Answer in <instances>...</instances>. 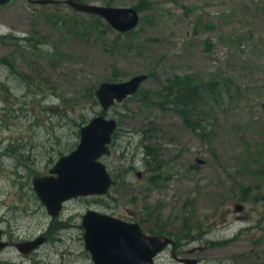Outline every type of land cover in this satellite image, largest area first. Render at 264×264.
I'll return each instance as SVG.
<instances>
[{"label":"rangeland","instance_id":"obj_1","mask_svg":"<svg viewBox=\"0 0 264 264\" xmlns=\"http://www.w3.org/2000/svg\"><path fill=\"white\" fill-rule=\"evenodd\" d=\"M30 1L0 6V240L50 236L29 255L0 250V264H93L80 228L86 210L175 239L154 264H177L174 250L187 257L197 247L200 264H264V0H76L134 8L139 25L125 34L66 0ZM139 74L148 76L139 91L104 111L97 88ZM173 77L200 87L199 134L155 105ZM98 116L117 122L100 159L114 183L52 223L32 179L74 151ZM15 162L27 164L20 181Z\"/></svg>","mask_w":264,"mask_h":264},{"label":"water","instance_id":"obj_2","mask_svg":"<svg viewBox=\"0 0 264 264\" xmlns=\"http://www.w3.org/2000/svg\"><path fill=\"white\" fill-rule=\"evenodd\" d=\"M9 1L0 0V6ZM30 2L35 5L61 3L57 0ZM64 3L75 12L101 18L119 34L133 31L139 25V14L131 7H103L76 0H66ZM147 78L146 74H139L122 82H103L95 91V97L102 109L107 111L113 105L121 104L135 95ZM116 129L117 122L114 119L102 116L93 118L81 128L79 144L75 150L59 158L50 171L56 177L34 181V190L51 217H55L62 203L69 199L108 193L114 182L100 159L110 155L109 145ZM196 162L204 164L203 160L197 159ZM135 175L140 179L142 173L136 172ZM82 227L85 248L90 253L93 264H153L154 258L171 243L164 236L144 235L136 224L91 210L83 216ZM42 242L43 239H39L18 249L27 254ZM190 262L195 264L194 260Z\"/></svg>","mask_w":264,"mask_h":264},{"label":"flooded vegetation","instance_id":"obj_3","mask_svg":"<svg viewBox=\"0 0 264 264\" xmlns=\"http://www.w3.org/2000/svg\"><path fill=\"white\" fill-rule=\"evenodd\" d=\"M7 152V150L4 152V153H2V156H10V154L9 153H6ZM24 165H26V168H25V166ZM54 166H55V164H54ZM54 166L51 168V169H49L48 170V172L47 173H43V174H40V175H36L35 177H33V179H32V182H31V185H32V190H33V192H34V197L36 198V200H38L39 202H41L42 204H43V206L45 207V209H46V206L44 205V203L42 202V200H41V198H39V196L37 195V193L35 192V190H34V181L36 180V179H42V178H46V177H51V176H55L56 177V175H54V174H51V170L54 168ZM14 168L16 169V171H14V170H12V172L13 173H15L16 172V175H17V181H20V179H24L25 177H22L21 176V173H20V169H25V170H27L28 168H27V164L26 163H24V162H15L14 163ZM22 185V184H21ZM21 187H24L23 185L21 186ZM88 197V196H87ZM81 198H84V197H81ZM76 199H80L79 197H77V198H72V199H69V200H67V201H65V202H63L62 203V205H61V209H60V211L58 212V214L55 216V217H51L50 215V217H51V222L53 223V222H61L62 220H61V217H62V213L64 212V211H66V209H67V207H68V205L72 202V201H74V200H76ZM261 201H262V203H264V198L263 199H261ZM236 210H239V211H236ZM47 211V210H46ZM87 211H90V210H86L85 211V214H86V212ZM234 213H236V214H240V213H244L245 212V208H244V206H243V204H241V203H236V204H234ZM48 213V212H47ZM84 214V215H85ZM101 214V213H100ZM84 215H82V218H83V216ZM103 215H107V214H103ZM109 216H111V215H109ZM113 217V216H112ZM242 216H240V218H238V219H242L241 218ZM82 218H81V224H80V228L82 227ZM114 218H116V217H114ZM116 219H119V218H116ZM119 220H121V219H119ZM121 221H123V220H121ZM63 222V221H62ZM123 222H126V221H123ZM126 223H130V224H136V225H138V227H139V229L141 230V232L144 234V235H146V236H149V237H154V236H164V237H167L168 239H170L171 240V243L168 245V246H166L164 249H163V251L161 252V253H164L169 247H175L176 248V246H177V244H176V242L177 241H175V239H173L172 237H168V236H166V235H162V234H157V233H146L143 229H142V227H141V225H140V223H138V222H126ZM68 226H70V225H68ZM64 226H61L60 224H57V223H54L53 225H52V229H61V228H63ZM70 228V227H69ZM71 228H73V227H71ZM82 229H83V227H82ZM84 230V229H83ZM3 235H4V231L0 228V239H2V237H3ZM49 236H50V231H47V232H43L42 234H37L35 237H32V238H29V239H27V240H16V241H13V240H10L9 242H3V241H1L0 240V250H3V249H5V248H8V247H10V246H14L15 248H16V250H18L19 251V247H23V245H25V244H27V243H34V242H36L37 240H39V239H43V242L39 245V246H37L36 248H34L32 251H30L29 253H27V254H23V253H21L20 251V253L21 254H23V255H29V254H31V253H34V252H36V250L37 249H39L43 244H45L48 240H49ZM83 236H84V234H83ZM83 240H84V237H83ZM84 245H85V243H84ZM2 247V248H1ZM202 250V248H200V247H197V248H195V249H192V250H190L189 252H187V257H181V256H179V254L177 253V251L176 250H174L173 252H172V259L177 263V264H190L191 262H190V260H194L195 261V264H200V262L195 258V254L197 253V252H199V251H201ZM160 253V254H161ZM90 254V253H89ZM159 255V254H158ZM157 255V256H158ZM156 256V257H157ZM155 257V258H156ZM90 258H91V255H90ZM155 258H154V260H155ZM91 260H92V258H91ZM154 260H153V264H154ZM93 262V261H92ZM219 262V263H218ZM218 264H228V263H225V261H223V259H220V260H218Z\"/></svg>","mask_w":264,"mask_h":264},{"label":"trees","instance_id":"obj_4","mask_svg":"<svg viewBox=\"0 0 264 264\" xmlns=\"http://www.w3.org/2000/svg\"><path fill=\"white\" fill-rule=\"evenodd\" d=\"M130 31L128 33H131ZM200 87L189 77H173L165 81L156 94L155 105L165 111L173 110L183 124L194 133L202 131L201 123L195 116Z\"/></svg>","mask_w":264,"mask_h":264}]
</instances>
